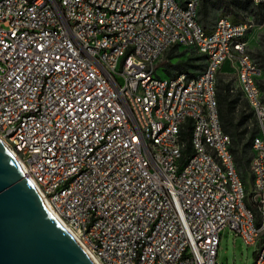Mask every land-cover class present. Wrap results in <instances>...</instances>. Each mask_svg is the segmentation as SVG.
Listing matches in <instances>:
<instances>
[{"label":"built area","instance_id":"built-area-1","mask_svg":"<svg viewBox=\"0 0 264 264\" xmlns=\"http://www.w3.org/2000/svg\"><path fill=\"white\" fill-rule=\"evenodd\" d=\"M194 8L192 2L177 11L169 0H0V142L16 138L26 149L25 176L55 195L51 208L69 229L92 230L105 264H216L226 229L254 247L253 264H264V127L257 122L264 103L262 93L252 92L262 74L242 57L253 22L231 27L219 17L213 37L205 38V29L193 27ZM170 23L202 42L210 59L208 73L188 93H180L178 82L160 97L167 132L157 144L176 143L174 124L184 114H195L201 130L200 102H207L208 134L223 155L215 82L221 66L233 64L237 87L262 129L248 166L250 179L259 172V181L251 180L255 212L239 202V192L220 189L197 132L195 160L183 158L182 148L160 155L138 144L139 136L157 132L148 122L150 97L160 95L154 69L166 50L185 48ZM117 53L125 61L115 62ZM100 62L112 75L101 73ZM227 204L237 206L241 220L228 216Z\"/></svg>","mask_w":264,"mask_h":264},{"label":"bare ground","instance_id":"bare-ground-1","mask_svg":"<svg viewBox=\"0 0 264 264\" xmlns=\"http://www.w3.org/2000/svg\"><path fill=\"white\" fill-rule=\"evenodd\" d=\"M171 5L175 7L177 11H188L191 3L193 2L194 16H193V27L196 32H204V28L198 22V9L201 0H188L185 5H182L178 0H169ZM255 5H257V0H252ZM146 3H153V0H146ZM224 24L226 26L238 27L240 24H234L231 21L224 18ZM170 31L175 32V35L180 39L181 43L185 45L186 49H192L198 54L202 55L206 60L205 69L196 77L189 78L186 74H179L175 77H168L166 79L160 78L156 75L157 69H154V76L159 79L160 95H153L150 97V107L148 112V122L157 126V132H150L147 136H139L138 144L143 150H151L152 154L160 155H173L180 151L182 144L180 142V133L182 126L185 125L186 120H191V143L196 144V132H197V142L200 144L202 149V154L208 156L211 162L214 164V171L219 174V186L227 195H235V191L239 192V202H246V192L244 189V182L240 177L234 156L231 152V139L227 136L220 125L217 104L214 110V123L219 130V136L221 137V148L223 150V155L219 151V144L212 140L211 136L208 134L212 132V122L210 120V105L207 102H200V129L199 122L195 119V114H184L178 117V121L174 124V139L177 140L176 143L168 144H157L159 135H165L167 132V119L161 115H158V106L160 104V97H167V87H173L176 83L179 84L180 93H188L191 89V83L199 82L203 78V74L208 73V60L210 59V52H202V42L197 41L192 38L187 30L180 27L177 23H170ZM213 31L211 33L205 30V38H212ZM243 36L235 37V44H242ZM242 57L248 58V64H255V61L248 54L247 46H242ZM100 59H107V52H100ZM125 61L124 53L115 54V62ZM100 70L104 75H112V67L107 62H100ZM260 74L262 70L259 68ZM180 73V72H179ZM189 75V74H188ZM261 76H258V83ZM252 92H261L259 84H252ZM214 101L216 100V82H215V92ZM257 122L263 123L264 127V115H257ZM258 127V126H257ZM258 135L252 144V153L255 156V147L257 145V138H262V129L258 127ZM1 146L10 155L18 169L26 178L31 188L36 193L41 203L43 204L46 212L49 216L70 236L73 241L84 251L88 256L92 264H105V255L97 246V243L92 238L91 229H79L77 227H70V229L57 217L51 207L55 205V195L50 193L46 186L39 179H28L25 176L24 171L29 170V155L25 148L17 141L16 138H7L4 140V144ZM193 147V154L188 157V160H195V156L198 155V147ZM224 158L232 172L231 182L227 178V165L224 162ZM21 162H19V161ZM252 181H259V172H251ZM227 213L232 220H241V213L238 212L237 206L235 204H227ZM82 238L83 243L78 239Z\"/></svg>","mask_w":264,"mask_h":264},{"label":"water","instance_id":"water-1","mask_svg":"<svg viewBox=\"0 0 264 264\" xmlns=\"http://www.w3.org/2000/svg\"><path fill=\"white\" fill-rule=\"evenodd\" d=\"M0 264H92L0 144Z\"/></svg>","mask_w":264,"mask_h":264},{"label":"trees","instance_id":"trees-1","mask_svg":"<svg viewBox=\"0 0 264 264\" xmlns=\"http://www.w3.org/2000/svg\"><path fill=\"white\" fill-rule=\"evenodd\" d=\"M215 7L219 10L221 17H226L225 19L234 24H240V22L249 18L257 24L264 21V5H255L252 0H201L198 9V22L204 29V22L210 11ZM255 57L262 69L259 87L264 103V49L263 52L257 51ZM216 100L219 122L223 132L231 139V152L234 156L237 171L247 172L250 156H253L252 144L259 132L257 125L255 126L254 117L239 95L234 99H228L223 106L220 105L217 98ZM191 130V120L187 119L180 133L183 158L191 157L193 154ZM246 174L248 175V173ZM241 178L243 180L242 176ZM243 182L245 184L244 180ZM245 192L246 205L255 212L256 204L253 201V192H249L246 186Z\"/></svg>","mask_w":264,"mask_h":264},{"label":"rangeland","instance_id":"rangeland-1","mask_svg":"<svg viewBox=\"0 0 264 264\" xmlns=\"http://www.w3.org/2000/svg\"><path fill=\"white\" fill-rule=\"evenodd\" d=\"M179 2H184L185 3L188 0H178ZM221 17L219 10L217 8H213L210 11L209 16L204 22V26L207 27L208 29H211L213 25H216L217 19ZM221 18H226V17H221ZM211 31H207L211 33ZM250 37V38H249ZM246 42H247V49H248V54H250V57H255V53L259 50L262 51L263 46H264V24H257L253 22L252 28L249 30L247 36H246ZM185 49L183 47L179 48L180 52H183ZM193 51V50H192ZM185 57L181 59H185ZM180 59L179 58H173L171 60V64L175 65ZM204 66H205V61H204ZM160 67L157 70V74L160 78L166 79L168 78L167 75L163 73V70ZM204 70V69H203ZM202 70V71H203ZM201 71V72H202ZM239 174L243 177V180L245 181V186L246 189H248L249 192H252V185L250 182V176L249 174L247 175V172L239 171ZM240 176V177H241ZM252 180V178H251ZM254 247H247L243 244L242 240L232 231L226 229L220 234V239H219V247L217 251V256L215 263L216 264H253L254 261Z\"/></svg>","mask_w":264,"mask_h":264},{"label":"crops","instance_id":"crops-1","mask_svg":"<svg viewBox=\"0 0 264 264\" xmlns=\"http://www.w3.org/2000/svg\"><path fill=\"white\" fill-rule=\"evenodd\" d=\"M180 3L184 4V2H180ZM262 23L264 24V21ZM211 29H208L207 27H205L206 31H211ZM179 48L180 47L178 46H174L166 50L158 62L157 70L160 67H162L161 69L163 70V73L167 75V77H175L179 74H186L189 78L196 77L197 75L201 73L203 69H205V66H206L205 58L202 55L195 52L194 50L192 51V49L184 48L185 50L183 52H180ZM263 49H264V46H263ZM263 49L262 51L258 50V52H263ZM185 56H186L185 59H181ZM173 58H179L180 60L175 65H172L171 60ZM251 58L255 61V63L261 69V66L257 62V60L254 59L253 57ZM204 61H205V66H204ZM156 74H157V71H156ZM216 80H217L216 81V98L218 99L220 105L222 106L225 105L228 99H234L236 96L239 95L240 99L243 101V103H245L247 107L246 101L243 99L242 93L237 87V72L233 64L229 62L224 63L221 66V69L217 74ZM254 258H255V251H254Z\"/></svg>","mask_w":264,"mask_h":264}]
</instances>
